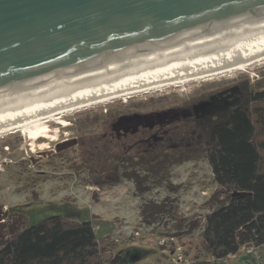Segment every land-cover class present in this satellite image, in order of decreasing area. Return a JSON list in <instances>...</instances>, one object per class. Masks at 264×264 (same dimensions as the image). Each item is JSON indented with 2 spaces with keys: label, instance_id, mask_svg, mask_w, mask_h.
I'll return each instance as SVG.
<instances>
[{
  "label": "rangeland",
  "instance_id": "rangeland-1",
  "mask_svg": "<svg viewBox=\"0 0 264 264\" xmlns=\"http://www.w3.org/2000/svg\"><path fill=\"white\" fill-rule=\"evenodd\" d=\"M240 79L263 87L264 61L247 71L113 100L29 128L25 134L1 137L0 247L15 231L60 214L77 222L90 221L105 254L131 251L138 256L134 264H166L176 246H182L189 257H207L200 233L210 206L220 203L214 196L221 190L204 155L184 146L170 147L183 138L187 125L165 127V139L152 146L129 148V158L114 161L112 170L103 175L98 171L94 176L97 168L86 162L81 151L91 135L103 130L102 123L90 122L92 115L186 107L206 96L201 94L204 91ZM238 103L239 92L230 86L194 111L202 117ZM75 138L77 145L57 151L59 142ZM115 175L118 180L110 181Z\"/></svg>",
  "mask_w": 264,
  "mask_h": 264
},
{
  "label": "trees",
  "instance_id": "trees-1",
  "mask_svg": "<svg viewBox=\"0 0 264 264\" xmlns=\"http://www.w3.org/2000/svg\"><path fill=\"white\" fill-rule=\"evenodd\" d=\"M246 82L240 85L243 94H239L236 107L204 118L191 120L185 111L194 109L205 96L186 107L147 113L111 110L106 116L90 118L91 123H102L103 129L91 135L88 146L81 151L86 162L97 168L94 176L98 171L102 175L109 173L114 161L127 160L129 148L152 146L159 141L153 138L164 140L171 126L180 122L187 125L183 138L170 147L184 146L204 155L213 181L221 190L214 196L220 198V203L210 206L200 233L207 257L192 258L184 250L194 264H207L209 258L226 256L246 242H264V90L251 94L253 89L246 87ZM127 114L142 118L139 126L144 128V138L150 139L148 144L136 145L133 139L127 144L112 136V124L119 125ZM141 135L137 133L135 139ZM118 178L115 175L110 181ZM130 252L121 249L105 254L90 221L77 222L54 214L12 233L0 247V264H132L134 254Z\"/></svg>",
  "mask_w": 264,
  "mask_h": 264
},
{
  "label": "water",
  "instance_id": "water-1",
  "mask_svg": "<svg viewBox=\"0 0 264 264\" xmlns=\"http://www.w3.org/2000/svg\"><path fill=\"white\" fill-rule=\"evenodd\" d=\"M262 21L264 0H0V100Z\"/></svg>",
  "mask_w": 264,
  "mask_h": 264
},
{
  "label": "bare ground",
  "instance_id": "bare-ground-1",
  "mask_svg": "<svg viewBox=\"0 0 264 264\" xmlns=\"http://www.w3.org/2000/svg\"><path fill=\"white\" fill-rule=\"evenodd\" d=\"M264 61V21L184 43L78 80L0 100V138L73 112L189 82L247 71Z\"/></svg>",
  "mask_w": 264,
  "mask_h": 264
},
{
  "label": "flooded vegetation",
  "instance_id": "flooded-vegetation-1",
  "mask_svg": "<svg viewBox=\"0 0 264 264\" xmlns=\"http://www.w3.org/2000/svg\"><path fill=\"white\" fill-rule=\"evenodd\" d=\"M245 80H247V79H245ZM243 81L244 80L240 79V80H238V81H236V82H234L232 84H227V85H224V86H218L216 88L204 91L201 94H206V96L202 100H203V102L209 101L210 98L213 97V95L219 94L220 92L224 91L225 89L229 88L230 86L237 88L239 94H243L241 89H240V85H243ZM246 83H247L246 87H250V89H253L251 94H257L259 92H262V90H264V86L259 88V89H258V87L256 88V85L253 83V80H247ZM239 100H240V96H239ZM197 105H195V106H197ZM227 110H229V109H227ZM224 111H226V110L219 111V112L214 113L212 115H216V114H219V113L224 112ZM128 115L129 114H127L126 117H122L121 118L122 120H121V123L119 125H117L118 123L117 124L115 123V125H114V123L112 124V129H111L112 136L113 137L114 136L117 137V139H119V138L124 139V141L127 144H129V142H128L129 139H133L132 141H134V143H136V141H137L136 145L148 144L147 142H149L150 139L144 138V132H145L144 128H142V126H139L142 123V118L140 116H132V117H130ZM185 116L192 120L193 118H198L199 119V118H204L206 116H211V115L198 117V116H196L194 109H190L189 111H185ZM137 133L138 134H143V135H141L139 137L140 139H137V138L135 139V135ZM155 140H160V139L159 138L157 139V136H155V138H153V141H155ZM63 141H65V140H63ZM78 143H79V141L77 140V144Z\"/></svg>",
  "mask_w": 264,
  "mask_h": 264
},
{
  "label": "built area",
  "instance_id": "built-area-1",
  "mask_svg": "<svg viewBox=\"0 0 264 264\" xmlns=\"http://www.w3.org/2000/svg\"><path fill=\"white\" fill-rule=\"evenodd\" d=\"M168 264H194V260L185 255L182 246H176L170 253ZM207 264H264V242H246L233 253L207 259Z\"/></svg>",
  "mask_w": 264,
  "mask_h": 264
},
{
  "label": "crops",
  "instance_id": "crops-1",
  "mask_svg": "<svg viewBox=\"0 0 264 264\" xmlns=\"http://www.w3.org/2000/svg\"><path fill=\"white\" fill-rule=\"evenodd\" d=\"M162 262H160L159 264H161ZM132 264H134V262H132Z\"/></svg>",
  "mask_w": 264,
  "mask_h": 264
}]
</instances>
